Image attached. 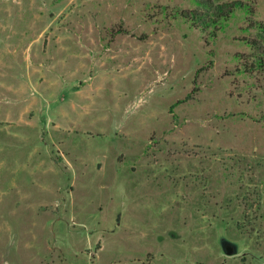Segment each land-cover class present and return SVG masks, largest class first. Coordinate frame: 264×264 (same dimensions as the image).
I'll use <instances>...</instances> for the list:
<instances>
[{
  "label": "rangeland",
  "instance_id": "obj_1",
  "mask_svg": "<svg viewBox=\"0 0 264 264\" xmlns=\"http://www.w3.org/2000/svg\"><path fill=\"white\" fill-rule=\"evenodd\" d=\"M192 9L0 0V264H264L256 31Z\"/></svg>",
  "mask_w": 264,
  "mask_h": 264
},
{
  "label": "trees",
  "instance_id": "obj_2",
  "mask_svg": "<svg viewBox=\"0 0 264 264\" xmlns=\"http://www.w3.org/2000/svg\"><path fill=\"white\" fill-rule=\"evenodd\" d=\"M199 9L183 10L176 14L191 25H197L202 30L220 28L236 10L245 14L249 27L254 28L256 35L246 38V44L252 51V60L249 68L264 67V23L251 20L254 12L253 4L247 1L231 0L225 2H213L212 0H196Z\"/></svg>",
  "mask_w": 264,
  "mask_h": 264
},
{
  "label": "water",
  "instance_id": "obj_3",
  "mask_svg": "<svg viewBox=\"0 0 264 264\" xmlns=\"http://www.w3.org/2000/svg\"><path fill=\"white\" fill-rule=\"evenodd\" d=\"M226 249H227V253H228V254L233 253V250H234V249H232V248H230V247H228V248H226Z\"/></svg>",
  "mask_w": 264,
  "mask_h": 264
}]
</instances>
